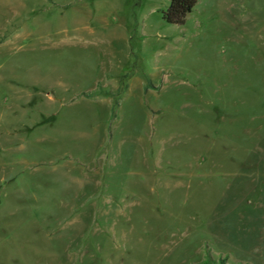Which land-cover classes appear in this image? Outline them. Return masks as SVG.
<instances>
[{
	"label": "rangeland",
	"instance_id": "374dc122",
	"mask_svg": "<svg viewBox=\"0 0 264 264\" xmlns=\"http://www.w3.org/2000/svg\"><path fill=\"white\" fill-rule=\"evenodd\" d=\"M0 0V264H264V0Z\"/></svg>",
	"mask_w": 264,
	"mask_h": 264
},
{
	"label": "trees",
	"instance_id": "16d2710c",
	"mask_svg": "<svg viewBox=\"0 0 264 264\" xmlns=\"http://www.w3.org/2000/svg\"><path fill=\"white\" fill-rule=\"evenodd\" d=\"M196 3L197 0H169L167 8L162 11V18L169 24L182 25Z\"/></svg>",
	"mask_w": 264,
	"mask_h": 264
}]
</instances>
